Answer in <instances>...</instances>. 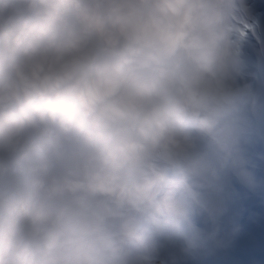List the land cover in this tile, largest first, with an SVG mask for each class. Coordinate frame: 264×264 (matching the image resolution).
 I'll list each match as a JSON object with an SVG mask.
<instances>
[{"label":"bare ground","instance_id":"obj_1","mask_svg":"<svg viewBox=\"0 0 264 264\" xmlns=\"http://www.w3.org/2000/svg\"><path fill=\"white\" fill-rule=\"evenodd\" d=\"M55 1H61V0H46L41 1L42 7L45 5H50L48 11H44L46 13L43 17V22H47L48 19L50 22H52V25L55 27L56 22H60L62 27L68 28L69 30L72 29L69 33V35L65 36H58L55 38V36H50L45 33H50L48 28L45 26V24L40 28L39 31H42L40 33L37 32H23L22 34H19L20 31H22V28H18V24H12V22H17L18 17L22 14H18V11L12 12L9 8V2L8 0H0V9H2L6 15L3 17H0V103L2 102L0 115L4 117L6 120L3 124L0 125V156H3L6 154H13L12 156H9L10 159H13L15 164L17 166H25V165H34L30 166L29 169L23 171L22 168H17L16 171L19 174V176L25 178L24 182H16V179H12L10 183L9 179L6 178V176H2L4 180H0V190H9L13 189L17 193L15 196H12V198H16L13 202L15 203V207H9L8 205L5 206L4 210H0V230L3 228H6V224L10 220H12V233L13 237L17 240L24 239L26 237H29L31 239H34L31 245V249L36 250L41 247V238L39 237V228L40 225L48 218L54 219L56 216L62 217L63 220L67 221L70 219L67 218L68 215V207H76L78 211L76 213V216L81 217L82 216V210L86 208L91 209L94 212L93 217H85L84 218V225L81 227H86L90 232H93L96 234V238H98L100 241L105 242L106 246H92L95 249V252H93V255L89 257L90 260L94 259L96 260L97 257L101 259H107L110 258V253H116L120 250V248L113 246V242L110 238H112V234L115 228V225L108 226L109 221L107 222V227L103 228L100 227L97 223V220L101 217L108 216V213L111 212L109 206L106 205V202L99 201V202H92L91 199H94L90 194L91 193H99L102 187V176L94 175L92 178L85 179L84 177H77L72 176L71 173L77 168V164L70 161V152L69 147L74 146L75 144H78L80 140H83L82 135L85 137H88L91 135V129H93V126L85 131L84 133H74V134H68L66 133L64 136L63 129L59 128V123L57 120L46 118L45 121L41 119V117L44 116V113L46 112L48 115L49 113H55L59 114V110L63 108H68L74 114L75 112H78L77 105L80 104V101L83 100V96L77 94V92L74 90V88L69 84V89L66 85H68V75L74 70L78 68L76 66L82 56L86 58L88 53H94L92 51V48L88 46L89 42L87 41V38H89L91 46H96L97 48H94L97 52H105V49H101L102 43L103 47L107 49H114L116 46V42L114 40L113 32L116 28L113 26L106 25L104 30V25L99 27V31L95 32L93 31L89 26V24H85L84 19H78L77 14L79 9H81L78 4H75L74 0H69V6L64 5V3L56 4ZM88 3H90L89 0ZM85 1V2H86ZM131 1L134 0H102V7L104 9H107L111 15L112 18H115V15L120 14V10H122V7L127 6ZM185 2L181 5V13L183 16H186L187 14L191 15L194 14V9L192 8V1L184 0ZM220 0H201V3L204 7H206V11L210 14V18H212V31L211 36L209 39L211 40V43L206 44L204 41V37L202 36L203 33V27L197 30L198 34V41L194 42L190 46V50L185 52V60H184V67L182 68V78L186 79L190 83V91L189 96L194 98L195 101L193 102L194 107H196V110H199L201 107L204 106V103L214 100L215 92L221 96L222 92L224 97L221 100H216L214 105L221 106L223 109H229L232 108L229 104L230 95L228 92H226L223 88V84L221 83V79L218 80V89L214 87L213 83L211 82V79L207 81V89H205V93H203L201 96L197 95L198 90V80L202 78L194 69V65L192 64L191 59H194L201 49L208 50V56L206 59L210 57V59L213 61L214 64H212V69L209 70V72H214L218 74H225V73H238V70H241L242 68L246 67L249 60H246L247 55L242 47H244L246 44L245 42H240L239 39L236 41L232 36H229L232 34V32H229L234 25H237L239 28L238 35L242 34L245 31L246 23L242 22V20L246 17H251L246 12H251L254 14L257 11L256 6L249 3V0H234V2H240L243 6L245 5V15H242L240 12H237L236 10L239 8L237 7L233 2L228 3L227 1L221 0L222 4L219 3ZM257 2H260L264 6V0H255ZM95 2V0H94ZM23 3V2H22ZM100 1L98 2V4ZM54 4V5H53ZM15 7L17 3L13 4ZM18 5H22L19 4ZM29 5V4H25ZM52 5V6H51ZM220 6H224L225 8L229 9V12L233 14L234 18L238 19L237 24H235V21L231 20L230 15H225L224 18L221 16V10L219 9ZM33 6H25L22 13L26 16V13L32 14ZM25 11H27L25 13ZM34 13H41L40 11H35ZM18 14V15H17ZM77 16V17H76ZM215 17V18H213ZM252 18V17H251ZM250 18V19H251ZM167 19V18H166ZM42 22V23H43ZM144 25V24H143ZM7 26H13V28H17L16 32H5L8 29ZM26 27V26H24ZM59 28V26H57ZM55 28V29H57ZM85 28V29H84ZM110 28V29H109ZM146 29V28H145ZM13 30V29H11ZM85 31V35L77 36L76 34L78 32ZM215 30V31H214ZM78 31V32H76ZM74 33V34H72ZM141 35V34H140ZM87 36V37H86ZM235 36H237L235 34ZM104 37V41H103ZM140 37V36H139ZM232 37V38H231ZM92 39H93V45H92ZM145 39V38H144ZM148 42V41H147ZM230 43H233V47H227L226 45L230 46ZM62 44L61 47H57V45ZM115 45V46H114ZM155 46L160 47L158 42L154 43ZM65 47V49H64ZM66 50L65 53L68 54L67 57H70V55L73 57L71 58L73 60V63L71 64H64V59L62 58V52L58 49ZM89 48V51H85ZM54 50H57L58 52H53ZM84 51L85 53H81ZM232 51V54L229 53ZM2 53V54H1ZM90 54V56H91ZM110 55L117 56L115 52L110 53ZM100 54H96L92 57L93 59V65H102L104 64L101 60L96 62L99 59ZM96 62V63H95ZM204 64V62L202 63ZM90 66V65H89ZM143 72H147V78L141 76L140 79L139 75L136 73L138 71L142 72L141 70L133 71V80L136 81V83L133 86V89H131V93L134 94V96H129L128 93L125 94L124 98V106L125 110L134 111L135 114L131 116H127L125 110L122 112V116L126 118H142L145 117V115H148V111L145 110V106L143 105V101L149 102L151 101L148 96L146 99H142L145 97V95L141 92L137 95V93L132 92L137 91L140 89L139 84H141L144 80L145 81H152V83L156 84L157 86L164 85L161 78L159 76V73L161 75H164L168 72H153L146 64H144ZM174 71V70H171ZM153 72V73H152ZM62 74H64L65 78L61 79ZM85 72L81 73L80 76H83ZM105 74V71H101L99 74H94L93 79L95 77L100 80L103 75ZM122 78L125 76V74L120 75ZM168 77V75H165ZM149 78V79H148ZM115 79V78H113ZM147 79V80H146ZM57 87L54 85L58 82ZM112 80L111 78H107L105 81ZM234 81V80H232ZM263 82V83H262ZM262 82H256L257 85H259V94L257 96V99L259 103L262 104H255V111H258V118L256 117V120H253V118L250 116L249 111L242 117L243 124L235 123L232 120H230V115H226L227 118L223 117L225 123L221 131H213L215 135H238L237 132H239V135L245 136L251 143L253 142L254 147L248 148L247 151L241 152L237 154L238 161L233 164V168L237 171V175H239L243 180H248L247 182H250L252 185L256 183V179H253L252 171L251 169H247L246 162L251 166L257 167L258 169H261L263 173V181L264 182V165L262 163L264 162V159L260 161L262 158H264V80ZM23 83V85H21ZM105 84V82H103ZM53 88H56V91H59V95L61 96H55L51 99L50 93ZM172 86V81L170 83ZM35 86H43L41 93L38 94L33 87ZM23 86V87H22ZM172 86H169L167 88L172 89ZM251 87V86H250ZM249 87V90H252V88ZM29 90V95L31 97H35L34 101L31 102L32 105H29V102L31 100H24L22 99L18 104H11L8 105L9 102L15 103L17 101V95L18 92H22L23 89ZM223 88V89H221ZM247 89L245 86L240 87L239 90ZM50 89V90H49ZM13 90H16L17 94L15 92L13 93ZM157 92L161 94L162 87L156 88ZM194 92V93H192ZM204 92V91H203ZM70 95H69V94ZM221 94V95H220ZM249 97L252 95L251 93H246ZM73 98H72V97ZM256 96V95H255ZM41 97V98H37ZM65 97V99H63ZM196 100H198L196 102ZM234 101V100H233ZM62 105H60V104ZM83 103H86L84 101ZM210 103V102H209ZM235 104H237V101H234ZM24 105V109L19 110V115L17 117H11L7 116V110H16L20 109ZM153 105V104H152ZM203 105V106H202ZM31 107V112L29 113ZM83 107V106H82ZM33 108V109H32ZM43 108L45 111L44 113L40 112V109ZM56 108V110H54ZM238 110L240 109H236ZM216 111H220L219 108L216 109ZM212 116L208 118V120L215 119L219 120L220 116L215 115L214 113L210 112ZM197 116H192V119H195ZM201 117L205 119L207 117L206 114H201ZM182 116L180 117V120H182ZM2 119V118H0ZM71 123L73 130L75 131L78 129L77 125H80L81 122L77 120V116H74L71 118ZM191 120V117H184L183 122H188ZM83 125V124H82ZM64 127V124L61 125ZM58 128V132L62 136H53L52 141H50L49 148L47 147L45 141L47 140L48 134H56V131H53L52 129ZM237 128V131L235 130ZM255 130L260 138V140H252V131ZM169 132L165 129H158L156 133H154V139L158 137H164ZM83 136V137H84ZM107 138H104L102 143L107 142ZM23 140H30V141H36V145L33 149H25L24 146L21 145V142ZM106 140V141H105ZM230 140V139H228ZM42 141L44 146L42 149H39L40 144H37V142ZM110 143V141H108ZM28 143V142H26ZM153 147V142L148 141H141L138 145L134 148V154L139 160H143L145 158V155H147L148 149ZM109 148V147H108ZM109 149H112L109 148ZM163 159L166 160V158L169 159H175L174 155L171 151L163 150L161 152ZM161 157V156H160ZM18 162H22L23 165H21ZM3 160L0 161V169L2 170L1 173L5 174H15L11 171L12 167L2 168ZM256 163V165H254ZM40 165V166H38ZM46 166V167H43ZM229 166V164H228ZM163 168V165L162 167ZM23 171V172H21ZM127 173V172H126ZM129 175V172H128ZM62 176V177H61ZM69 176V177H68ZM225 178H228L224 174ZM138 173L130 174L129 176V183H138ZM22 179V178H19ZM36 179H43L45 182H50L51 180H54V186L60 185L61 181L63 180L66 182H72L75 187H77L79 190V193H75L71 196H69L66 201L63 202H53L47 200L48 198H51L53 195L56 194V191L52 189H49L47 186L45 189H43L42 186L36 185L37 183H33V180ZM23 180V179H22ZM230 181V180H229ZM229 181L227 179L223 180V184L221 186L220 190V197L218 202L225 203L227 200L231 199V190L237 191V189L231 185L232 181ZM13 183L12 186H10ZM26 184V188H24V185ZM66 185V184H65ZM135 186V185H134ZM251 186V185H250ZM264 187V184L262 185ZM132 189H135V187L131 186ZM249 189H252L248 187ZM26 189V190H25ZM54 189V187H53ZM60 189V188H59ZM196 189V188H195ZM99 190V191H98ZM59 190H57L58 192ZM73 191V190H72ZM90 192V194H89ZM69 195V194H68ZM204 195V194H203ZM102 200L108 199V204L111 205V200H118L119 193L112 192L107 194H101ZM131 196V195H130ZM204 198V196H202ZM8 198L11 199L10 196ZM129 198V196H128ZM200 199V196H198ZM131 199L133 201V197L131 196ZM125 201V198L123 199ZM122 202V201H121ZM187 204L189 203V200L185 201ZM10 206H14L12 203H9ZM114 205V204H113ZM112 205V206H113ZM33 207V210L32 208ZM116 207V206H115ZM114 207V208H115ZM16 208V209H15ZM152 214L157 215L159 220L162 219L159 215L161 214V209L157 208L154 211L152 209H149ZM74 214H71V217L75 218V212ZM195 213L197 214L201 220L204 217L203 213L200 211V209L196 208ZM190 216H185L181 220L180 225H184L188 222ZM248 218H255L254 220L258 224L263 225V229H261V236H258V239H261L259 242V245H263L262 249L264 250V211L261 210V207L259 208H245L244 206L240 208L236 214V216L229 221V226L227 228H222L221 233L219 236L224 235V233L228 232H234L235 230L239 229V223L243 225L244 221H247ZM76 219V218H75ZM78 219V218H77ZM60 224V223H59ZM59 224L55 225V229L59 227ZM247 224V222L245 223ZM199 226L198 224H193V227ZM151 227L147 226L146 229L149 230ZM7 229V228H6ZM73 231V229H72ZM155 231H157L155 229ZM178 229L175 230V228L168 227L167 231V237L166 239L159 237L157 238V243L161 247V243L163 242H169L172 240H177L178 238ZM74 232V231H73ZM75 233V232H74ZM3 234V232H2ZM152 236H155V232H151ZM20 236L21 239L19 238ZM94 236V235H93ZM57 243H61L63 245H56L55 250V256L58 255V262H53L52 259L46 260L45 255H41L39 252L35 251L32 253H27V256L34 262H42L43 264H59L60 261L68 260L69 256L72 255L74 252L78 253V246L77 242L75 241H66L63 242L62 238L60 236ZM156 237V236H155ZM257 236H255L256 239ZM175 238V239H174ZM254 240V238H253ZM80 244H85L84 242H81L78 240ZM54 242V241H53ZM256 242V241H255ZM56 243V242H54ZM173 244H170L169 248L170 250L173 249ZM119 246V245H118ZM120 247V246H119ZM156 246L154 248L158 249ZM217 247V246H215ZM214 247V248H215ZM67 249L70 250V252L67 251ZM213 251V250H212ZM224 251V248L222 249V252ZM225 252H228V254L231 252L230 249L226 248ZM255 255L258 254L257 251L254 252ZM140 252L137 251L135 256L130 255L128 257H125L122 259V264H133L132 262H142L143 260L140 259L139 255ZM264 254V252H263ZM79 255V253H78ZM20 256V255H19ZM80 256V255H79ZM19 258H17V261H19ZM92 258V259H91ZM87 259V262L89 261ZM246 258L241 259V264H250L246 263ZM93 261V260H92ZM13 263H17L15 260L12 261ZM21 264H23L21 262ZM28 264V263H27ZM79 264V263H77ZM90 264H96L95 261ZM251 264H264V256L263 258L260 257L255 259L253 263Z\"/></svg>","mask_w":264,"mask_h":264},{"label":"rangeland","instance_id":"obj_2","mask_svg":"<svg viewBox=\"0 0 264 264\" xmlns=\"http://www.w3.org/2000/svg\"><path fill=\"white\" fill-rule=\"evenodd\" d=\"M262 10H264V6ZM262 13L263 12L259 14H262ZM242 40L245 41V39H242ZM84 61L85 59L83 57L77 63V65L78 66L84 65ZM213 74L217 76L218 80H220L223 77L221 73L220 74L213 73ZM62 78L63 79L65 78L64 74H62L61 79ZM207 81H209V79ZM207 81L205 78H203V80L201 79V84L198 86V90H197L198 96H201L203 93H205V89H207ZM58 83H59V80L54 85L57 87ZM21 85H23V83ZM51 85H52L51 91L56 92V88L54 89L53 84ZM33 87L35 88V90L37 88L36 92L38 94H40L42 91V89L40 88H44L43 86H35V85H33ZM217 92H215L213 102L218 100L219 95H217ZM28 93H29V90H26L24 88L22 92L20 93L18 92V95L16 96L17 101L15 103H11L10 101L8 105L18 104L22 99L34 101L35 97H31ZM236 93L237 94L243 93V90H241L239 93L238 92L233 93L235 95H231L230 97L231 99L229 100V102H232V100H235V98L238 96L236 95ZM37 98H41V97H37ZM185 101L186 100H182V101L180 100L179 102L177 101L175 104L179 106L180 109H184L182 120L184 121V116L191 117V120H192V116H197L195 119H193V120H196V122L192 124H197V122L198 123L201 122L202 117H201V114L198 112L199 110L195 111L196 107H193V104H191L192 105L191 106L189 100L186 103H184ZM1 106H2V102L0 103V109H1ZM200 125H202V123ZM210 125L212 124L210 123L209 126ZM214 126L216 130L217 124L215 123ZM167 137L168 138L162 139V144L161 142L160 144H157V145L153 144V147L149 148L148 152L150 155L149 156L150 163L148 165L145 164L143 168L138 169L137 172H135V173H138V178H137L138 183H134V184L130 183L129 189L133 193L134 196L135 195L137 196L136 202H135V208H133V209H137V212L136 213L133 212L126 220L122 222H118L116 220L117 222L115 225L116 234H113V235L117 236L118 241L115 242L116 239H113L112 241L115 242V243L113 242L114 245H116V247H119L118 242H121L125 246L129 244L131 247L138 246L139 252H140V254L138 255L140 259H142L143 261L142 262L138 261L136 262V264H214V263L215 264H241L240 259L238 260L231 259L233 257V255H231L233 253L232 252L233 250H235L236 254H243V250H249V253H246L245 254L246 256H242V257H246V258L248 257L247 260H245L246 263H250V264L253 263V260L250 257L251 253H253L254 250H257V251L260 250L262 252V246H263V245H259V243L257 244V242L261 240V239H258V236H261L262 234L261 229L263 228L260 226V224H258L254 220L255 218H253L252 220L244 221L243 225L240 222L238 224L239 225L238 230H235L234 232H228V233L226 232L224 233V235H221L219 239V244L217 245V247L213 248L211 246H208V238H204L205 234L209 232L208 219L205 213H203L205 218L201 220L198 216H196L197 214L194 212V210L190 211L189 209H187L183 216L184 217L190 216L188 219V222L184 225L183 224L180 225L179 219L176 218V216L174 218V211L171 210V208H174L177 204L180 203L179 200L173 204H170V202L168 201L169 197L167 199H164V198L160 199V196H156L155 194L148 193L149 191H151L152 189L158 186H160L162 189L163 188L176 189L177 187L172 186V184L178 183L177 180H175L174 178H171L173 182L170 179L165 180L164 178H161V175H158L155 172H152L151 176L148 175V173L151 172V168L152 169L157 168L155 164H157L158 158L154 157L155 153L156 154L161 153L163 148L167 150H172L173 152H175L173 153L175 155V158H177V155L180 156L179 160L177 161L179 164H182L184 159L187 160V162L189 163L193 159L192 155L199 153L200 149H202L206 145L210 135H208V133L204 131L200 133L195 132L194 134L190 135V131L183 129L181 130V133L177 136V138L172 139L170 138V136H167ZM194 162H196V165H197L196 168H189L188 169L189 171L203 172L206 168H208V164L205 162L199 163L197 160H194ZM1 171L2 170L0 169V173ZM1 178L2 177H0V179ZM3 179L4 178H2L1 180ZM33 183H37L36 185H40L43 187V189H45L46 186L48 187L50 182H45L43 179H40V180L36 179V180H33ZM109 184L110 183L103 184L102 189H101L102 192L98 193L100 196L101 194L104 195V194H107V193H110L116 190V187L110 188V189H107L104 187ZM196 185H197V188H199L202 191L205 189V186L202 188L201 186L203 185L198 182ZM131 186L135 187V189H132ZM11 192L15 196V192L13 191ZM244 192L245 191L241 188L240 193H244ZM4 193L5 191L1 189L0 190V206L1 207L3 206V201L5 199H10L8 198V196H13L9 193L7 195H5ZM117 199H118V202L116 203L117 206L125 204V202L123 201L124 199L123 192H119V196ZM148 208L152 209V211L154 212L157 208L161 209V214L159 216L162 217V219L159 220L157 215H155L156 218L155 217L154 218L157 220L158 223L160 222L161 227L163 226L164 229L168 228L171 225L173 218L175 219V222L171 225V227L173 226L175 230L177 229L179 230L177 233L178 235L177 240L179 242L174 240V242L178 243L179 245L173 249L174 251L173 255L168 256V257L166 256L163 257L160 254L155 255L153 257L146 256L147 254L143 250L146 246L142 245V243L140 242L143 239H150L152 237L151 232L153 229L146 230V227L151 225L150 218H148V215H152L151 211H149ZM114 210L115 208H113L110 211L117 218L126 216L127 211H128L126 206L121 209L117 208L115 213H114ZM10 219L11 218H9V221L7 222V225H6L7 229L3 228L1 230L3 234L0 233V243L3 245L1 246L4 248L6 255H8L7 260L5 261L6 264H12L11 261L16 260L17 256L21 254L20 248L25 246L30 241H34V239H31L29 237L21 239L22 236H20L19 238L21 240H17L16 238H14L13 233L11 231L12 228L10 225L12 224V220ZM226 219L230 221L233 218H226ZM246 222L247 224H245ZM83 223H84V219L80 223L81 226L84 225ZM193 224H198L199 226L193 227ZM132 230H136L137 232L133 233ZM255 236H257L256 239H255ZM223 248H224V251L222 252ZM226 248L231 250L229 254L228 252H225ZM90 253L92 252L90 251ZM109 256L110 258H107L106 260L101 259L102 260L101 262L103 264H108V263H113V262H119L121 260L120 250L116 253H113L112 256L111 255ZM115 256H117V258H114ZM17 264H21V263H17Z\"/></svg>","mask_w":264,"mask_h":264},{"label":"clouds","instance_id":"obj_3","mask_svg":"<svg viewBox=\"0 0 264 264\" xmlns=\"http://www.w3.org/2000/svg\"><path fill=\"white\" fill-rule=\"evenodd\" d=\"M5 15H6V13L2 9H0V17H3Z\"/></svg>","mask_w":264,"mask_h":264}]
</instances>
